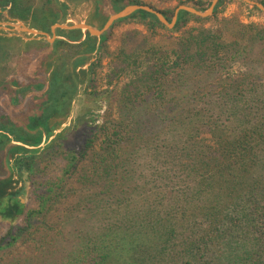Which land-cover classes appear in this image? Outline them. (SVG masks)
Here are the masks:
<instances>
[{
    "label": "trees",
    "instance_id": "trees-1",
    "mask_svg": "<svg viewBox=\"0 0 264 264\" xmlns=\"http://www.w3.org/2000/svg\"><path fill=\"white\" fill-rule=\"evenodd\" d=\"M91 1L100 27L126 6H143ZM221 5L205 18L181 11L171 30L139 11L99 41L56 29L51 53L32 66L44 80L16 93L34 91L22 120L0 116V176L2 162L8 171L0 178V217L20 218L0 246V264H264V27L219 19ZM67 8L61 0H0L10 19L46 34L65 22ZM158 12L168 22L174 16ZM128 20L150 35L178 33L176 47L120 55L108 87L120 75L124 81L104 91L111 99L101 114L100 61H89ZM210 21L215 28L204 27ZM14 41L0 36L3 72ZM67 49L70 71L60 55ZM83 84L75 118L54 134Z\"/></svg>",
    "mask_w": 264,
    "mask_h": 264
},
{
    "label": "rangeland",
    "instance_id": "rangeland-1",
    "mask_svg": "<svg viewBox=\"0 0 264 264\" xmlns=\"http://www.w3.org/2000/svg\"><path fill=\"white\" fill-rule=\"evenodd\" d=\"M39 0H37L38 2ZM66 3L68 8L66 10L65 22L63 24H56L59 26L72 27L76 25H87L96 31H100L103 27L97 21L91 20L94 4L91 0H61ZM143 5L152 7L158 11L165 12L169 17L175 13V10L183 3L186 6H191L193 2L199 0H138ZM203 2L212 3L213 0H202ZM254 2H260L264 0H252ZM253 7L247 5L242 0H222V5L219 7L218 18H231L235 17L239 21L249 24L254 23L264 27V13H259L252 10ZM199 24L190 22L187 27H198ZM215 23L212 21L204 24L205 28H215ZM168 29V28H167ZM171 30V29H168ZM35 32V34L31 33ZM85 32V31H83ZM178 33H168L166 31H159L155 35H150L144 24L137 22V20H128L121 24L116 25L107 35L105 40L100 43L101 48L92 55L89 61L90 63H96L100 61L96 71V89L103 92L98 101L99 111L104 113L107 102L111 97L104 93L106 89L111 90L120 82L124 81V75H120L117 79H112V85L108 87L109 75L116 72L115 64L120 62V55L133 54L132 50L145 49L143 55L148 53L150 56L157 54L159 50L169 49L173 50L176 47V39ZM0 36H6L8 38H19L20 41H14V48L12 52V59L9 62L6 71L0 70V116L6 117L11 121L18 122L22 120L20 118L21 110L24 108L29 97L32 96L34 91L31 89L24 90L19 94H16L19 89L24 87L29 88L31 84L37 81H43L41 72L33 74L32 66L38 62L43 56H48L51 53L52 44L58 39L56 36V29L50 34L41 33L36 30L28 28L20 21L10 19L7 11L0 10ZM101 37V36H100ZM100 37H96L99 41ZM21 42H33L24 46ZM60 55L64 59L65 64L70 71V61L73 59V50L67 49L66 51L60 50ZM139 52L136 58H144ZM48 59V58H47ZM139 62V61H138ZM61 61H55V67L60 66ZM119 64V63H118ZM117 64V65H118ZM88 66L85 65L83 69ZM36 72L38 70H35ZM85 84V83H84ZM80 87L77 98L72 103V110L68 119V122L64 123L62 127L54 132L57 134L60 130L68 126L70 120L74 119L76 112L80 105V99H83L85 85ZM116 89V88H114ZM31 90V91H30ZM118 90V89H117ZM85 100V99H84ZM113 100V98H112ZM89 101V100H88ZM84 101V102H88ZM91 103V101H89ZM89 103V104H90ZM87 106V103H85ZM89 119V117H87ZM101 121V118H99ZM53 137H51L52 139ZM5 153V152H3ZM2 153V156H3ZM4 158V156H3ZM3 160V159H2ZM2 162L1 167L5 169V174L0 176L4 178L8 176V171ZM28 192L26 191V194ZM21 202L26 205L32 203L31 197L21 196ZM14 218V216H11ZM14 221V222H13ZM8 221L0 217V246L6 244V235L10 229L16 227L20 218Z\"/></svg>",
    "mask_w": 264,
    "mask_h": 264
},
{
    "label": "water",
    "instance_id": "water-1",
    "mask_svg": "<svg viewBox=\"0 0 264 264\" xmlns=\"http://www.w3.org/2000/svg\"><path fill=\"white\" fill-rule=\"evenodd\" d=\"M242 1H244L247 5H250L252 7H256L258 10H260L261 12L264 13V6L261 3L254 2L252 0H242ZM217 3H218V0H213L209 9L206 12H199L192 7L179 6L175 10L174 16L172 17L170 22H168L161 13H159L158 11H156V10H154L148 6L130 5V6L124 7L119 12L109 16V18L107 19L106 23L104 24L103 28L100 31H96L87 25H76V26H72V27L54 25L51 28V32H53L55 29L82 30V31H87L91 36L100 37L101 35L106 33L112 27V25L114 23H116L119 20L125 19L132 14H136L139 11H144L146 13L154 15L160 24H162L163 26H165L168 29H173L176 22H177V17H178L179 12L184 11V12L190 13L192 15L205 18V17L212 15L213 10H214ZM31 33L35 34V32H32V31H31Z\"/></svg>",
    "mask_w": 264,
    "mask_h": 264
}]
</instances>
